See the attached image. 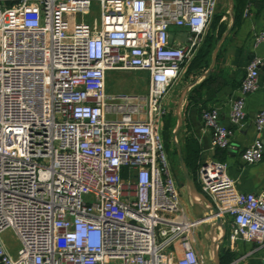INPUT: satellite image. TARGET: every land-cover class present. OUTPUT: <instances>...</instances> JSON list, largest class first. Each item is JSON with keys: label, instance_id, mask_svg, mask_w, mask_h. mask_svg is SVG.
<instances>
[{"label": "built area", "instance_id": "obj_1", "mask_svg": "<svg viewBox=\"0 0 264 264\" xmlns=\"http://www.w3.org/2000/svg\"><path fill=\"white\" fill-rule=\"evenodd\" d=\"M219 2L0 0V264H207L193 233L202 222L183 215L163 129L166 96ZM174 28L188 29L185 41ZM263 41L254 32L253 46ZM263 65L253 54L229 125L218 108L202 111L214 149H228L244 125ZM119 70L149 72L148 92H110L108 72ZM255 126L263 130L264 108ZM263 156L261 138L242 151L247 164ZM198 175L230 220L229 238L264 243V192L238 190L225 163Z\"/></svg>", "mask_w": 264, "mask_h": 264}, {"label": "crops", "instance_id": "obj_2", "mask_svg": "<svg viewBox=\"0 0 264 264\" xmlns=\"http://www.w3.org/2000/svg\"><path fill=\"white\" fill-rule=\"evenodd\" d=\"M234 4L238 8V23L235 24L234 11L224 31L225 33L231 27L230 32L220 45L210 74L204 75L212 64L214 50L209 67L204 72L198 69L190 71L192 60L183 66L179 78L170 87L165 99L168 115L164 119V126L167 119L169 123L174 124L175 129L180 113L182 124L177 133V139L181 144L185 161L189 163L191 169L197 171L198 181L199 170L203 164L213 161L225 163L227 172L235 181L238 190L259 194L264 192V156L261 161L255 164H247L242 158V151L251 146L257 138H261L264 142V128L258 132L255 126L257 114L264 108V65L261 68L259 88L249 94L246 99L245 123L243 126L233 129L231 146L228 149L213 148L212 132L205 127L202 120L204 109L216 107L220 111L221 122L229 125L232 102L241 94L240 85L250 58L253 54H258L264 59V41L256 47L252 42L254 32L264 31V0H234ZM246 9H248L247 15ZM175 32L178 40L183 35L185 36L184 41L186 40L187 28ZM144 72L146 74L142 75L146 77V81H144L147 85L146 92H148L150 74L147 71ZM108 78L109 74L107 85ZM184 213L186 214L185 211ZM202 214H204V209L201 205L196 204L191 216L186 214V217L190 220H197ZM213 220L210 219L198 225L204 223L210 225ZM229 222L230 220L227 219L228 233L221 245L229 251L232 259L230 264H264V243L244 239L232 241L229 238ZM197 241L196 238V245L200 252ZM8 249L15 256L19 247L14 251Z\"/></svg>", "mask_w": 264, "mask_h": 264}, {"label": "rangeland", "instance_id": "obj_3", "mask_svg": "<svg viewBox=\"0 0 264 264\" xmlns=\"http://www.w3.org/2000/svg\"><path fill=\"white\" fill-rule=\"evenodd\" d=\"M98 11V9H96ZM95 13V12H94ZM231 8L229 0H220L216 9L213 20L209 26L206 36L216 33L220 28L227 26V23L231 19ZM176 30V28H174ZM183 30V29H182ZM184 32V31H182ZM185 36H180L179 40L184 41ZM108 90L114 93H145L147 91V85L145 83L146 77L142 74H146L144 71L134 70H119L108 72ZM145 80V81H144ZM167 119L165 120V125ZM174 124L169 123V128L164 126V136L166 144V153L170 162L171 170L178 180V187L180 189L181 204L188 216L193 213V208L196 206L195 200L192 198L187 187L184 173L180 167L178 151L173 138ZM193 203V204H192ZM183 213V215H186ZM186 215V216H187ZM204 223L195 227V236L197 243L200 246V252L204 256L207 264H215L214 252L212 247V238L210 236V225ZM2 238L8 248L16 250L19 247V241L11 229H7L3 232ZM220 245V251L222 249Z\"/></svg>", "mask_w": 264, "mask_h": 264}, {"label": "water", "instance_id": "obj_4", "mask_svg": "<svg viewBox=\"0 0 264 264\" xmlns=\"http://www.w3.org/2000/svg\"><path fill=\"white\" fill-rule=\"evenodd\" d=\"M230 2V8H231V13L234 14V0H229ZM231 27L227 29V31L221 36V38L218 40L216 47L213 51V57H212V64L210 68L204 73V75L210 74L212 68L214 67L215 61H216V56L217 52L220 48V45L222 42L226 39V36L230 32ZM182 124V117L180 113L178 114V124L176 128L173 131V138L175 141V145L178 151V157H179V162H180V167L184 173L187 187L189 189V193L191 194L192 198L195 200L196 204H199L202 206L204 209V214H202L198 220L200 222H206L210 219H214L210 223V236L212 238V247H213V252H214V259H215V264H222L221 259H220V245L221 243L226 239L227 233H228V226L226 222H224L223 218L220 216L218 209L214 206L212 201L204 194L201 192V190L198 188L195 180L192 178L189 167L185 161L183 151L181 144L179 143L177 139V133L181 127Z\"/></svg>", "mask_w": 264, "mask_h": 264}, {"label": "trees", "instance_id": "obj_5", "mask_svg": "<svg viewBox=\"0 0 264 264\" xmlns=\"http://www.w3.org/2000/svg\"><path fill=\"white\" fill-rule=\"evenodd\" d=\"M234 11H235V20H236L235 24H237L238 19H239V14H238V8L236 5L234 8ZM225 30H226V26L217 30L216 33L209 34V35L205 36V39H204L201 47L199 48L196 56L194 57V59L192 61L190 71L194 70V69H198L201 72H204L209 67V64L211 61V56H212V51L214 50L218 40L221 38V36L223 35ZM210 77H212V76H210ZM165 128L166 129L169 128V122L168 121L165 125ZM164 138H165V136H164ZM186 163L189 167L192 178L195 180L198 188L201 190V186H200V183H199L198 178H197V171L195 169H191L188 162H186ZM220 259H221L222 264H230L232 261L231 256L229 254V251L225 250L224 248H222L220 251Z\"/></svg>", "mask_w": 264, "mask_h": 264}]
</instances>
